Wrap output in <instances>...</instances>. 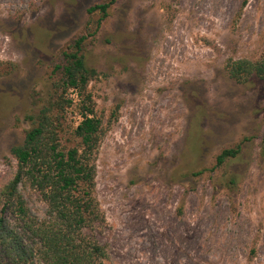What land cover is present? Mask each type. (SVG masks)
Returning a JSON list of instances; mask_svg holds the SVG:
<instances>
[{"label":"rangeland","instance_id":"obj_1","mask_svg":"<svg viewBox=\"0 0 264 264\" xmlns=\"http://www.w3.org/2000/svg\"><path fill=\"white\" fill-rule=\"evenodd\" d=\"M103 1L0 0V179L54 65L86 35L104 126L94 189L103 264H264V80L235 82L225 66L263 52L264 0H116L96 27L87 8ZM69 94L70 131L80 116ZM24 196L43 211L34 190Z\"/></svg>","mask_w":264,"mask_h":264},{"label":"trees","instance_id":"obj_2","mask_svg":"<svg viewBox=\"0 0 264 264\" xmlns=\"http://www.w3.org/2000/svg\"><path fill=\"white\" fill-rule=\"evenodd\" d=\"M115 1L87 8L88 14L100 15L96 27ZM246 2L242 0L241 6ZM86 38L78 36L62 52V62L52 70L56 79L50 94L36 114L27 116L32 125L24 130L21 143L10 148L16 166L6 179H0V264H103L106 251L95 231L104 216L94 189L104 126L89 88L97 71L86 62ZM225 66L235 82L264 80V50L257 59H229ZM69 92L75 93L80 116L70 131L65 116L74 97ZM240 151V144L222 149L214 167ZM237 183L236 175H230L225 186L232 191ZM25 189L38 194L42 212L29 206Z\"/></svg>","mask_w":264,"mask_h":264}]
</instances>
